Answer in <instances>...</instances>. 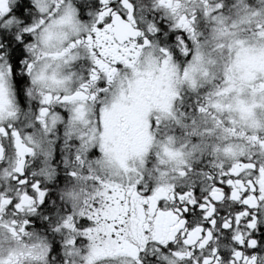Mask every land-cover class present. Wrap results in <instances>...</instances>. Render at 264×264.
Returning <instances> with one entry per match:
<instances>
[{"label":"snow or ice","instance_id":"6c2138e0","mask_svg":"<svg viewBox=\"0 0 264 264\" xmlns=\"http://www.w3.org/2000/svg\"><path fill=\"white\" fill-rule=\"evenodd\" d=\"M0 264H264V0H0Z\"/></svg>","mask_w":264,"mask_h":264},{"label":"flooded vegetation","instance_id":"af4514ba","mask_svg":"<svg viewBox=\"0 0 264 264\" xmlns=\"http://www.w3.org/2000/svg\"><path fill=\"white\" fill-rule=\"evenodd\" d=\"M229 212H230V208L228 206H226V205L225 206H221V208H220V214H221V216H224V215H226ZM257 251H259V250H257ZM147 259L148 260H151L152 257H147Z\"/></svg>","mask_w":264,"mask_h":264}]
</instances>
